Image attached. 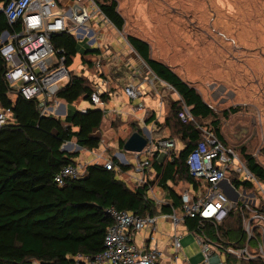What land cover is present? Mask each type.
Segmentation results:
<instances>
[{
	"label": "trees",
	"instance_id": "1",
	"mask_svg": "<svg viewBox=\"0 0 264 264\" xmlns=\"http://www.w3.org/2000/svg\"><path fill=\"white\" fill-rule=\"evenodd\" d=\"M8 0H0V4ZM101 14L118 30L124 25V18L116 0H95ZM18 21L9 23L0 11V33L19 32ZM128 43L159 79L170 84L188 106L193 121L182 124L177 118L180 101L171 102V113L160 123L168 130L162 136L177 138L183 148L173 159H150L151 179L144 185H137L130 179L119 176L121 172L133 170L131 163L121 164L111 156L113 168L107 169L103 163L84 165L85 174L81 178H68L63 185L54 181V176L64 166L75 165L79 151L61 150L63 144L74 142L89 150L98 148V135L104 118V110L91 106L84 112L66 110L63 117L41 114L37 99L12 96L4 79L6 65L0 55V106L11 111V121L0 126V264H68L67 256L76 253L95 254L102 249L106 228L111 219L104 213L113 205L139 216L147 213L159 215L171 211L180 204V196L175 186L179 183L194 182L189 176L185 159L187 154L202 139L196 126L213 133L225 145H229L220 130L221 117L240 109L239 106L216 113L202 98L196 88L166 63L151 57L150 46L144 39L129 34ZM55 49H61L65 64L70 66L80 53L78 42L67 31L53 34L50 39ZM98 48H83L80 61L90 67L100 55ZM95 82L87 76L70 72L69 80L58 90L56 99L65 104L88 101ZM107 89L101 99L107 103L111 98ZM157 123L155 114L147 123ZM137 125L134 131L140 132ZM172 130L171 134L169 130ZM129 134V135H130ZM119 140L122 148L124 141ZM247 168L264 181V168L245 147H233ZM195 183V182H194ZM171 184V185H170ZM151 188H161L166 192V203L157 207L147 196ZM234 226H240L238 214L231 212ZM184 223L194 229L196 218L187 217ZM148 247V243L146 245Z\"/></svg>",
	"mask_w": 264,
	"mask_h": 264
},
{
	"label": "built area",
	"instance_id": "2",
	"mask_svg": "<svg viewBox=\"0 0 264 264\" xmlns=\"http://www.w3.org/2000/svg\"><path fill=\"white\" fill-rule=\"evenodd\" d=\"M67 1L8 0L0 4V11L9 23L18 21L21 25L19 32L0 33V55L6 65L3 76L9 93L25 99H37L40 113L44 115L60 116L65 111L64 104L56 99V93L69 80L71 72L70 66L65 64L62 50L53 47L51 36L67 31L76 40L95 41L91 25L93 16L100 15L110 23L101 14L95 0ZM104 58L100 54L95 59V67L100 68ZM148 74L145 85L159 96V106L168 101H180L177 118L182 124L193 121L188 106L174 88L150 69ZM158 85L167 93L159 91ZM123 90L131 99L142 95L139 86L132 82L127 83ZM104 92L106 89L102 90L95 83L88 102L102 108L105 113V102L101 99ZM171 93L176 95L174 100ZM208 105L214 110L212 105ZM11 119L10 109L2 108L0 126ZM222 120L220 118L221 123ZM196 128L202 139L185 159L188 174L195 183L186 182L177 189L180 204L171 207L168 213H147L144 216L113 205L107 206L104 213L111 219V224L106 228L102 249L92 255L76 253L67 256L70 259L68 264H191L187 258L180 256L183 233L179 227L188 229L195 237L201 253V259L196 264H264V181L247 168L231 145H225L206 128L199 125ZM146 131L149 134L146 145L140 152H131L133 172L137 174L132 180L137 185H144L151 179L147 170L153 156L171 160L178 153L176 138L154 137L153 129ZM114 157L121 164L130 163L123 152L116 153ZM103 164L107 169L113 168L111 157ZM84 174V164L77 162L64 166L55 174L54 181L63 185L66 179L81 178ZM240 174L243 176L241 180L237 177ZM155 189L164 196L166 192L151 187L147 191V196L159 207L167 201L163 197L158 198ZM232 211L238 214V229L234 226ZM160 217L173 226L168 255L156 246H146L158 231L157 220ZM187 217L197 219L194 229H189L184 223ZM142 229L145 233L137 243L136 233Z\"/></svg>",
	"mask_w": 264,
	"mask_h": 264
},
{
	"label": "rangeland",
	"instance_id": "3",
	"mask_svg": "<svg viewBox=\"0 0 264 264\" xmlns=\"http://www.w3.org/2000/svg\"><path fill=\"white\" fill-rule=\"evenodd\" d=\"M116 2L124 18L121 30L97 15L93 16L91 23L94 29L92 36L96 40H77L80 53L87 47L99 49L100 54L105 56L101 67L83 64L80 53L74 57L69 67L73 73L92 79L102 90L114 91L120 88L106 103L105 115L98 132L101 139L98 150L104 148L103 151L112 156L116 147L119 152L124 153L128 162L132 161V153L124 151L119 146V140L128 137L137 125L146 129L147 126H152L147 123L148 108L155 109V118L159 119L153 127L159 129L160 133L163 132V135L168 133L160 123L165 115L171 113V102L159 106V97L145 85V80L150 75L149 68L128 43L126 36L132 34L147 41L151 57L171 66L178 75L196 88L204 101L214 107L216 113L220 114L222 110L230 107H240L238 111L221 117V134L232 147L244 146L246 152L264 168V0ZM98 56L95 54L87 56L86 59ZM123 71L127 73L120 82L111 79L112 83L105 81V86L104 83L101 84L106 76L111 78L123 75ZM135 75L137 78L133 81ZM129 82L139 86L141 96L131 99L125 95L123 88ZM162 92L166 91L162 89ZM170 95L174 100L176 95ZM144 99L147 101H143ZM138 101H142L143 105L134 107L132 114L127 115L124 112L126 107L132 108V104ZM82 104L93 107L88 101ZM76 105L78 104H66V110L77 109ZM119 111L125 114L119 116ZM144 118L147 126L141 121ZM143 129L140 131L145 134ZM169 133L173 134L171 129ZM69 148L66 147L72 151L76 146ZM182 148L183 144L176 138L177 151ZM94 153L80 149L79 162L91 163L95 160ZM237 177L239 180L243 179L241 174ZM182 186L179 183L175 187L179 189ZM154 193L158 198H165L158 189ZM157 226L155 238L159 236L170 242L174 232L172 224L160 219L157 220ZM179 228L183 233L180 256L187 258L191 264H196L201 259V253L195 237L188 229ZM143 233L144 229L136 233L137 243Z\"/></svg>",
	"mask_w": 264,
	"mask_h": 264
},
{
	"label": "crops",
	"instance_id": "4",
	"mask_svg": "<svg viewBox=\"0 0 264 264\" xmlns=\"http://www.w3.org/2000/svg\"><path fill=\"white\" fill-rule=\"evenodd\" d=\"M64 2H68L67 0H63ZM107 54V53H106ZM129 69H130V67H129ZM123 75L121 74V75H118V76H111V78L109 77V76H106V79L104 78V79H102V81H104V86H105V84H106V82L108 83V84H110V83H112V81H111V79L113 80H115L116 82H120L125 76H126V73L127 72H125V71H123ZM133 74V73H132ZM135 78H137L136 77V75L134 76V78L132 79L133 81H135ZM113 80V81H114ZM106 81V82H105ZM126 85V84H125ZM159 86V91H162V87L160 86V85H158ZM115 87V86H114ZM118 89H120V88H118ZM118 89L117 90H114L113 91V93H111V97L114 95V94H116L117 93V91H118ZM156 95V94H155ZM158 96V95H157ZM159 97V96H158ZM111 99V98H110ZM59 101V100H58ZM143 101H147V99H144ZM59 102H61L62 104H64V107H65V111H64V115H65V112H66V104L64 103V102H62V101H59ZM82 102H84L83 100L82 101H80V102H78V103H75V104H78V105H76V108H77V110H82V109H87V108H89L90 106H86V105H83L82 104ZM139 105H143L142 104V101H138L137 103H135V104H132V108L131 107H126V110L124 111L127 115H131L132 113H131V111H132V109L134 110L135 108L134 107H138ZM105 108H106V103H105ZM145 109L146 108H144V111L143 112H145ZM68 110H70V109H68ZM123 112V111H122ZM155 112V109H150V108H148V109H146V114H147V119L149 118V117H151L152 116V114ZM125 113H121L120 111H119V116L121 115V114H125ZM62 114V115H63ZM63 115V116H64ZM61 117V116H60ZM159 120V119H158ZM143 123H144V125H146V123H145V121H146V118H144L143 120H141ZM152 122H154V120L152 121ZM152 122H149L148 124H152ZM161 122V121H160ZM139 124V123H138ZM153 125H156V123L155 124H152V126L151 127H148L147 125V129H153L154 130V133H153V136L154 137H157V136H161L162 134H163V132H159V129H155V126L153 127ZM143 128H145L146 129V127H142L141 129H143ZM72 145H75L76 146V144L73 142L69 147L71 148L72 147ZM100 147V146H99ZM99 147L98 148H95V149H92V150H89V149H87V148H85V147H80L79 146V148H77L76 147V149L75 150H72V151H79V153H80V149H87V150H89V151H94L95 153H94V158L93 159H95V160H93L91 163H104L107 159H109L110 157H111V155L110 154H108V153H106L105 151H103L104 150V148H102V150L100 151V150H98L99 149ZM69 148V149H70ZM116 153H119V151H118V148H116V147H114V152H113V154H112V156H115L116 155ZM123 155H124V153H123ZM80 156V154L78 155V157ZM109 156V157H108ZM78 157L76 158V162H79V160H78ZM102 157H106V159L105 158H102ZM108 157V158H107ZM102 161V162H101ZM104 161V162H103ZM132 161H130V163H131ZM80 163V162H79ZM88 163V162H87ZM84 165H86L85 163H84ZM150 172V170L148 169L147 170V173H149ZM119 176L121 177V178H123V179H130L132 182H133V180H132V178L133 177H136L137 176V174L136 173H134L133 172V170H130V171H126V172H121L120 174H119ZM160 219H162V220H165L166 222H167V220L166 219H163L162 217H160L158 220H160ZM145 233V232H144ZM143 233V234H144ZM142 234V235H143ZM142 235L140 236V237H142ZM146 245H147V243H146ZM148 246H156L157 248H159V249H161V250H163L164 252H165V254H169L170 253V251H171V243L170 242H166L165 240H163V239H161V237H159V236H157L156 238H155V235H154V240L153 241H151L150 243H148Z\"/></svg>",
	"mask_w": 264,
	"mask_h": 264
},
{
	"label": "water",
	"instance_id": "5",
	"mask_svg": "<svg viewBox=\"0 0 264 264\" xmlns=\"http://www.w3.org/2000/svg\"><path fill=\"white\" fill-rule=\"evenodd\" d=\"M63 113L64 111L62 112V114ZM143 131L145 134L137 131L132 132L124 141L122 149L128 152H140L143 149V147L146 145L149 138V134L145 128L143 129ZM71 144H72L71 142L64 144L61 147V150L69 151L66 149V147L70 146ZM76 147L79 148L78 145H76Z\"/></svg>",
	"mask_w": 264,
	"mask_h": 264
}]
</instances>
